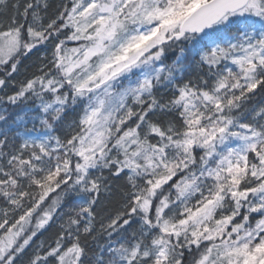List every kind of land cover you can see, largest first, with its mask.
Listing matches in <instances>:
<instances>
[{
	"label": "snow or ice",
	"instance_id": "1",
	"mask_svg": "<svg viewBox=\"0 0 264 264\" xmlns=\"http://www.w3.org/2000/svg\"><path fill=\"white\" fill-rule=\"evenodd\" d=\"M0 264H264V0H0Z\"/></svg>",
	"mask_w": 264,
	"mask_h": 264
},
{
	"label": "trees",
	"instance_id": "2",
	"mask_svg": "<svg viewBox=\"0 0 264 264\" xmlns=\"http://www.w3.org/2000/svg\"><path fill=\"white\" fill-rule=\"evenodd\" d=\"M18 79H23V76H21V77H18ZM52 231H54V230H50L48 233H45V237H48V236H50V235H51V233H52Z\"/></svg>",
	"mask_w": 264,
	"mask_h": 264
}]
</instances>
